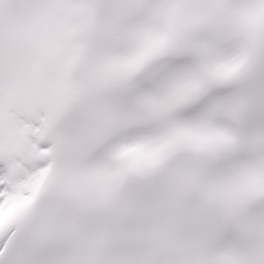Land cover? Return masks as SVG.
Here are the masks:
<instances>
[{
    "label": "snow or ice",
    "instance_id": "snow-or-ice-1",
    "mask_svg": "<svg viewBox=\"0 0 264 264\" xmlns=\"http://www.w3.org/2000/svg\"><path fill=\"white\" fill-rule=\"evenodd\" d=\"M0 264H264V0H0Z\"/></svg>",
    "mask_w": 264,
    "mask_h": 264
}]
</instances>
